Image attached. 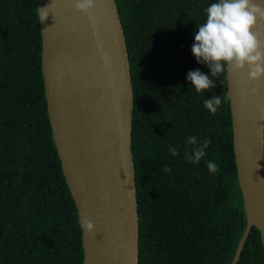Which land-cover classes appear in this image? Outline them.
<instances>
[{"label": "trees", "instance_id": "16d2710c", "mask_svg": "<svg viewBox=\"0 0 264 264\" xmlns=\"http://www.w3.org/2000/svg\"><path fill=\"white\" fill-rule=\"evenodd\" d=\"M133 89L136 264H229L245 225L231 145L225 71L192 54L218 0H115ZM34 0H0V264H82L81 229L52 140ZM213 79L197 93L187 79ZM221 95L215 114L205 99ZM196 136L206 155L188 162ZM170 148L178 151L172 156ZM208 162L218 171L211 173ZM165 168L171 171H164ZM235 264H264L251 226Z\"/></svg>", "mask_w": 264, "mask_h": 264}, {"label": "water", "instance_id": "95a60500", "mask_svg": "<svg viewBox=\"0 0 264 264\" xmlns=\"http://www.w3.org/2000/svg\"><path fill=\"white\" fill-rule=\"evenodd\" d=\"M46 111L81 229L82 264H136L137 200L131 153L133 89L115 0H34ZM264 5V0H257ZM83 5V7H78ZM41 10L47 18L42 20ZM255 31L264 41V20ZM236 179L245 225L264 250V78L225 68ZM258 89L256 94L252 89ZM87 218L94 229L86 231Z\"/></svg>", "mask_w": 264, "mask_h": 264}, {"label": "clouds", "instance_id": "9594fccd", "mask_svg": "<svg viewBox=\"0 0 264 264\" xmlns=\"http://www.w3.org/2000/svg\"><path fill=\"white\" fill-rule=\"evenodd\" d=\"M86 3L91 5L92 0H86ZM41 16L42 20L47 18L43 10ZM262 20L264 5L257 0H218L206 9V22L198 27L192 54L198 63L206 64L210 68L213 77L223 73L228 67L233 72L247 69L249 79L260 80L264 78V41L260 39L255 28ZM187 79L197 93L208 91L215 85L214 80L199 69L190 71ZM251 91L256 94L258 89L253 88ZM221 103V95L204 100V106L213 114ZM186 143L195 147L191 155L185 154V159L196 163L206 155L205 149L210 146L211 141L205 138L198 143L197 137L191 136ZM170 153L172 156L178 155L175 148H170ZM207 168L211 173L219 170L215 162H208ZM164 171L171 169L165 168ZM80 223L86 231L91 232L94 229L93 222L87 218H82Z\"/></svg>", "mask_w": 264, "mask_h": 264}]
</instances>
